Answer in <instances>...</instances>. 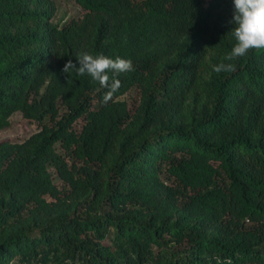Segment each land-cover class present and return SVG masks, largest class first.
Returning a JSON list of instances; mask_svg holds the SVG:
<instances>
[{
  "label": "trees",
  "instance_id": "obj_1",
  "mask_svg": "<svg viewBox=\"0 0 264 264\" xmlns=\"http://www.w3.org/2000/svg\"><path fill=\"white\" fill-rule=\"evenodd\" d=\"M73 1L58 26L0 0V130L38 125L0 140V264H264V49L225 60L233 0ZM81 52L132 60L108 104L63 72Z\"/></svg>",
  "mask_w": 264,
  "mask_h": 264
},
{
  "label": "clouds",
  "instance_id": "obj_2",
  "mask_svg": "<svg viewBox=\"0 0 264 264\" xmlns=\"http://www.w3.org/2000/svg\"><path fill=\"white\" fill-rule=\"evenodd\" d=\"M234 11L230 24L235 27L229 32L235 40L231 51L226 55V61H232L245 56L252 49H264V0H233ZM76 63L70 59L63 68V72L70 76L75 71L78 75H89L92 80L107 89L103 95V103L108 104L113 100L114 94L120 89L121 81L117 78L120 73L134 71L131 59L116 56L110 58L103 53L92 55L81 52L77 56ZM217 73L235 71L232 63L221 62L213 66ZM109 72L113 76H109ZM11 264V262H10ZM226 264H231L227 261Z\"/></svg>",
  "mask_w": 264,
  "mask_h": 264
},
{
  "label": "rangeland",
  "instance_id": "obj_3",
  "mask_svg": "<svg viewBox=\"0 0 264 264\" xmlns=\"http://www.w3.org/2000/svg\"><path fill=\"white\" fill-rule=\"evenodd\" d=\"M54 2L56 10L51 21L58 26H62L70 19L80 18L85 12L82 7L73 0H54ZM139 98L140 91L136 86L131 87L123 95L119 96V99L124 100L130 109H133L138 104ZM9 121V126L0 130V140L9 139L12 141H22L38 129L36 122L28 121L23 118L20 112L12 113L9 117ZM83 123L84 119L80 117L74 122L73 128L80 130ZM57 150L62 152L59 146H57ZM55 181L59 185H62L59 179L55 178Z\"/></svg>",
  "mask_w": 264,
  "mask_h": 264
}]
</instances>
